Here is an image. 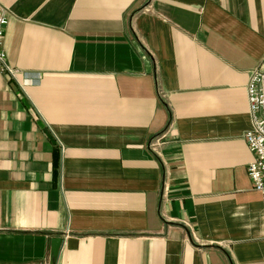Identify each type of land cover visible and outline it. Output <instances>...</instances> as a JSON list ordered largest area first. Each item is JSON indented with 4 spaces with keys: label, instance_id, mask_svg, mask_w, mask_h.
Listing matches in <instances>:
<instances>
[{
    "label": "crops",
    "instance_id": "crops-1",
    "mask_svg": "<svg viewBox=\"0 0 264 264\" xmlns=\"http://www.w3.org/2000/svg\"><path fill=\"white\" fill-rule=\"evenodd\" d=\"M0 7V264H264V0Z\"/></svg>",
    "mask_w": 264,
    "mask_h": 264
},
{
    "label": "built area",
    "instance_id": "built-area-1",
    "mask_svg": "<svg viewBox=\"0 0 264 264\" xmlns=\"http://www.w3.org/2000/svg\"><path fill=\"white\" fill-rule=\"evenodd\" d=\"M8 18L0 7V71L16 78L17 71L7 63L4 50L5 30ZM247 98L251 129L246 134V142L255 157L248 167V175L253 189L262 197L264 206V64L250 73L247 85Z\"/></svg>",
    "mask_w": 264,
    "mask_h": 264
},
{
    "label": "water",
    "instance_id": "water-1",
    "mask_svg": "<svg viewBox=\"0 0 264 264\" xmlns=\"http://www.w3.org/2000/svg\"><path fill=\"white\" fill-rule=\"evenodd\" d=\"M62 239H55L53 240V249H52V260H53V263L56 262V259L58 257V254L60 252V248L62 246Z\"/></svg>",
    "mask_w": 264,
    "mask_h": 264
}]
</instances>
